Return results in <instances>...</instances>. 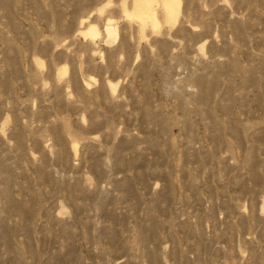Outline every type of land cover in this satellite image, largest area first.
I'll return each instance as SVG.
<instances>
[{
    "label": "rangeland",
    "instance_id": "374dc122",
    "mask_svg": "<svg viewBox=\"0 0 264 264\" xmlns=\"http://www.w3.org/2000/svg\"><path fill=\"white\" fill-rule=\"evenodd\" d=\"M137 1L0 0V264H264V0Z\"/></svg>",
    "mask_w": 264,
    "mask_h": 264
},
{
    "label": "bare ground",
    "instance_id": "6f19581e",
    "mask_svg": "<svg viewBox=\"0 0 264 264\" xmlns=\"http://www.w3.org/2000/svg\"><path fill=\"white\" fill-rule=\"evenodd\" d=\"M172 1L173 0H168V7L170 10H171V8L173 10L175 9V7H174L175 5ZM154 2H155V0H138L136 7L133 11V14L135 15V17L141 18L143 23H145L147 20H149L155 24L156 23V15H155V10H154V6H153ZM106 30L108 31V32L106 31L107 34H109L108 38L109 37H111L113 39L116 38L117 35H113L114 34L113 32H115V31H113L111 27H107ZM87 33L92 37H95L99 34L96 29H90ZM111 38H109V40ZM110 41H113V40H110Z\"/></svg>",
    "mask_w": 264,
    "mask_h": 264
}]
</instances>
